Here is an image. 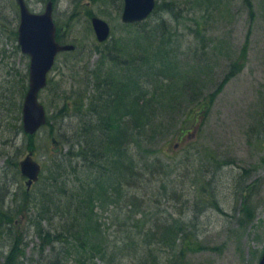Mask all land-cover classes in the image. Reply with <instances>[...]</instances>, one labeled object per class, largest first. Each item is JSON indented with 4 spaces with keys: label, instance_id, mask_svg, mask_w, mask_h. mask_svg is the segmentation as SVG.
Segmentation results:
<instances>
[{
    "label": "rangeland",
    "instance_id": "1",
    "mask_svg": "<svg viewBox=\"0 0 264 264\" xmlns=\"http://www.w3.org/2000/svg\"><path fill=\"white\" fill-rule=\"evenodd\" d=\"M25 1L34 13L44 9L45 3L40 0ZM155 2L160 8L146 21L127 25L120 19L123 9L120 0H55L54 22L61 28L63 42L73 45L75 50L57 56L48 75V85L39 94V101L46 109L47 125L35 137L32 158L43 166L52 157L69 150L58 137L64 135L71 142L72 134L84 120L82 102L98 104L100 95L92 84L101 82L103 78L99 76L105 70L117 64L122 66L118 72H126L132 70L135 61H141L144 66L152 61L154 65L147 72L152 81L144 79L141 87L155 95L157 106L150 134L152 148L159 152L148 162L156 156L155 160L160 159L165 165V171L154 174L147 188L127 187L130 194L145 200L142 206L145 215L112 196L111 200L102 201L97 193L95 215L99 217L100 230L95 238L99 241L107 237L119 247L121 243L124 245L123 238L145 232L142 216L151 225L147 229L155 232L159 228L152 225L154 218L177 219L184 222L186 232L195 233L201 247L189 252L183 264H258L264 252V0ZM13 5H16L14 0H0V14L9 15L17 30L18 12ZM92 17L104 20L111 29L105 44L96 41L90 23ZM154 27L162 29L160 36H156ZM0 34H4L1 29ZM16 46L17 39L5 47L6 54L14 61V76L7 72L8 63L0 64V96L6 98L8 93L2 89L5 80L9 81V88L14 79L24 78L25 85L28 82L29 59ZM108 52L117 62L102 60ZM236 63L238 67L231 73ZM73 64L81 68L79 73L70 71ZM20 88L19 84L12 89L10 97L16 109H20L21 117L24 97L22 101L19 99ZM208 100L207 113L193 121L197 104ZM20 123L13 121L8 131L0 126V192L4 196L9 192L8 200L16 199L10 205L13 209L26 185L25 180L13 178L6 166L7 158L19 162L30 152L24 135L17 132ZM182 130L190 133L181 139ZM52 137L58 139L57 145L51 143ZM135 146L130 154L142 165L137 169L147 178L149 171L143 169L144 160ZM141 146L145 148L148 144L143 142ZM57 147L60 151L56 153ZM78 161L80 168L83 162ZM211 177L214 193L208 182ZM96 178L92 176L89 180ZM34 187L35 184L30 189L33 191ZM93 187V183L88 185ZM172 192L179 195L177 200L170 199ZM11 214L12 210L8 216ZM191 221L194 223L189 225ZM44 222L43 228H49V223ZM7 226L3 222L0 225V264L11 243L6 235ZM32 234L30 231L27 237L24 235L19 264H40L37 263L40 240ZM177 238L181 239V235ZM176 245L180 247V242ZM133 247L123 246L125 250L110 261L121 258L125 260L121 264H140L133 257L138 248ZM165 250L161 246L156 252L158 256L164 255L160 258L163 264ZM96 254L92 259L88 254L71 253L65 260L69 264H106ZM142 255L146 257V251Z\"/></svg>",
    "mask_w": 264,
    "mask_h": 264
},
{
    "label": "trees",
    "instance_id": "2",
    "mask_svg": "<svg viewBox=\"0 0 264 264\" xmlns=\"http://www.w3.org/2000/svg\"><path fill=\"white\" fill-rule=\"evenodd\" d=\"M40 1L45 3L48 0ZM51 1L55 6V0ZM13 6L17 9L16 5ZM159 8L160 6H155L153 13ZM169 10L172 12V9ZM56 27V40L64 43L63 34L60 32L61 28L57 25ZM0 29L4 33L3 35L0 34V46L2 45L3 48L0 51V64H6L12 56L6 54L5 47L11 43V40L17 39L16 25H13L9 15L0 14ZM154 29H156L154 31L156 36H160L162 29L156 27ZM16 49L19 51L18 46ZM71 53L73 51L68 52V54ZM101 55L99 52V56ZM107 55L102 56L103 61L117 62L116 58L110 57V52ZM148 64L149 66L154 65L152 61ZM149 66L142 65L141 61H135L131 66L132 72L129 70L118 72L122 66L119 67L117 64L105 70L104 74L99 76L103 78L99 84L92 82L96 94L100 95L98 104L89 105L82 102L80 107H82L81 112L84 120L80 122L79 130L76 129L77 131L72 134L71 142H68L63 137L64 135L58 137L63 145H68L69 150L61 156L59 154L52 157L53 159H50L48 163L43 164L34 190L25 191L19 202L15 203L14 209L10 205L16 199L8 200L9 192L6 196L0 192V225L2 222L5 225L7 223L6 235L11 241L9 251L2 264H19V254L24 251V235L26 234L27 237L30 231L40 240L37 260V263L40 262V264H69L65 260V256L71 253L75 256H79L80 253L88 254L93 259L97 256L96 252L100 257L102 256L106 264H116V261L117 264H121L125 260L121 258L113 262L110 260L114 259L116 254L118 257L125 250L123 246L131 245L135 246L134 249L138 248V253L133 254V257L137 258L140 264H163L160 258L164 255L158 256L156 253L161 246L166 248L165 264H183L189 252L201 248L195 233L186 232L183 221L177 219L162 220L158 217L154 218L155 222H152V225L154 224L159 228L156 232L155 230L149 231L150 228H147L151 225H149L147 218L140 217L142 226L146 229L145 232L140 231L134 236L123 238L124 245L121 243L119 247L116 243L109 242L107 237L105 240L99 241L95 238L97 231L100 230V224L97 221L99 217L95 215V195L97 193L102 197V201L111 200L109 198L112 196L118 202H125V205L130 208L140 209L142 215H145V211L142 209L145 200L136 197L135 193L130 194L129 190L133 187H137V189L149 187L153 182L154 174L165 171V165L160 159L155 160L156 156L151 159L153 160L151 163L148 162L150 157L159 152H156L151 145L153 139L151 125L157 106L153 100L155 95L153 92H144L141 87V82L143 83L144 79L147 82L152 81V78L147 76V72L150 70ZM235 67H238L237 63L232 66L231 73L235 72ZM80 69L77 64H73L70 71L79 73ZM10 71L14 76L12 68L7 70L8 73ZM151 71L153 75L156 74L153 68ZM90 73L94 76L93 70ZM4 84L2 89L8 93V97H3L2 94V97L0 96V101L5 100L4 103L0 104L2 106L0 109V126H4V130L8 131L9 124H12L13 121L20 123L21 120L20 109H16L15 103L12 102L10 91L17 85H22L19 93V99L22 101L27 83L25 85V80L22 78L20 81L14 79L11 82V88H9V81L6 82L5 80ZM146 96H150L151 99H147ZM21 101L19 103L20 108ZM209 105V100L206 103L202 101L197 104V108L193 111L195 113L193 121H197L200 116L202 117V114H206ZM79 114L81 113L79 112ZM18 131L19 134L24 135L27 144L30 145V151H34L35 145L33 143L37 134H24L21 123L17 126ZM189 133L190 131L182 130L179 137L182 139ZM56 140L58 142L57 138ZM143 142H146L148 146L143 148L141 146ZM135 145L138 146L136 149H139V156L144 160L143 169L149 171L147 178L137 169L138 166L141 168L142 165H139L136 162V157L130 154L132 149L136 147ZM76 159L83 162L80 168ZM7 165L13 178L22 180L17 159L9 160L7 158ZM92 176H98V178L90 181ZM9 180L13 181V179ZM208 182L211 184V192L214 193L215 187L212 177ZM90 183H93V188H88ZM36 185L41 186L37 187ZM127 187L130 189L127 190ZM98 190L101 192H97ZM171 197L177 200L179 195L172 192L170 199ZM109 204L108 202L107 205ZM10 210H12V214L8 216ZM244 210L247 211L245 207ZM21 217L24 219L21 220ZM90 218H94V221H91ZM43 221L49 223L50 227L44 229ZM193 223L194 221H191L189 225ZM141 229L143 228L141 227ZM180 235L181 239L177 238ZM177 241L180 242V247L176 245ZM144 251L147 253L146 257L142 255ZM22 256L23 253L20 257L23 258Z\"/></svg>",
    "mask_w": 264,
    "mask_h": 264
},
{
    "label": "water",
    "instance_id": "3",
    "mask_svg": "<svg viewBox=\"0 0 264 264\" xmlns=\"http://www.w3.org/2000/svg\"><path fill=\"white\" fill-rule=\"evenodd\" d=\"M19 9L17 43L22 54L29 57L28 89L22 104V129L27 135H34L46 124L47 115L38 96L47 85V75L53 67L56 56L70 52L74 46L56 41V26L53 21V4L49 1L43 12L37 14L29 10L24 0H15ZM121 21L132 24L145 20L155 8V0H123ZM91 26L96 40L105 42L110 35L109 25L100 18L93 17ZM51 143L56 145V139ZM59 152V148L54 150ZM21 174L27 178L29 188L38 180L41 167L32 158V152L20 161ZM259 264H264V253Z\"/></svg>",
    "mask_w": 264,
    "mask_h": 264
},
{
    "label": "flooded vegetation",
    "instance_id": "4",
    "mask_svg": "<svg viewBox=\"0 0 264 264\" xmlns=\"http://www.w3.org/2000/svg\"><path fill=\"white\" fill-rule=\"evenodd\" d=\"M8 64H9V67L13 69V73L15 74L16 73V70L14 69V61L11 60V58L8 59Z\"/></svg>",
    "mask_w": 264,
    "mask_h": 264
}]
</instances>
